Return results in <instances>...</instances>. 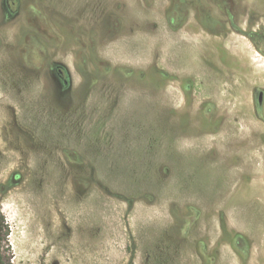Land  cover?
<instances>
[{
    "label": "rangeland",
    "instance_id": "1",
    "mask_svg": "<svg viewBox=\"0 0 264 264\" xmlns=\"http://www.w3.org/2000/svg\"><path fill=\"white\" fill-rule=\"evenodd\" d=\"M0 211L11 264H264V0H0Z\"/></svg>",
    "mask_w": 264,
    "mask_h": 264
},
{
    "label": "trees",
    "instance_id": "2",
    "mask_svg": "<svg viewBox=\"0 0 264 264\" xmlns=\"http://www.w3.org/2000/svg\"><path fill=\"white\" fill-rule=\"evenodd\" d=\"M10 227L5 216L0 211V264H11V249L9 243Z\"/></svg>",
    "mask_w": 264,
    "mask_h": 264
},
{
    "label": "flooded vegetation",
    "instance_id": "3",
    "mask_svg": "<svg viewBox=\"0 0 264 264\" xmlns=\"http://www.w3.org/2000/svg\"><path fill=\"white\" fill-rule=\"evenodd\" d=\"M55 73H56L57 77L63 82V84L66 85L68 83L66 74H65L64 70L61 67H59V66L56 67L55 68Z\"/></svg>",
    "mask_w": 264,
    "mask_h": 264
},
{
    "label": "water",
    "instance_id": "4",
    "mask_svg": "<svg viewBox=\"0 0 264 264\" xmlns=\"http://www.w3.org/2000/svg\"><path fill=\"white\" fill-rule=\"evenodd\" d=\"M259 101H260V97H259Z\"/></svg>",
    "mask_w": 264,
    "mask_h": 264
}]
</instances>
